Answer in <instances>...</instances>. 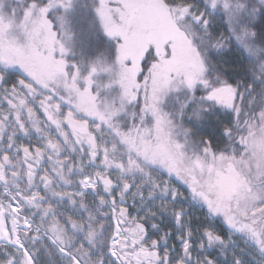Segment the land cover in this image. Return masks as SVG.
<instances>
[{"label": "snow or ice", "instance_id": "obj_1", "mask_svg": "<svg viewBox=\"0 0 264 264\" xmlns=\"http://www.w3.org/2000/svg\"><path fill=\"white\" fill-rule=\"evenodd\" d=\"M0 264H264V0H0Z\"/></svg>", "mask_w": 264, "mask_h": 264}, {"label": "rangeland", "instance_id": "obj_2", "mask_svg": "<svg viewBox=\"0 0 264 264\" xmlns=\"http://www.w3.org/2000/svg\"><path fill=\"white\" fill-rule=\"evenodd\" d=\"M228 55L226 56L225 59H230L231 58V53H227Z\"/></svg>", "mask_w": 264, "mask_h": 264}, {"label": "trees", "instance_id": "obj_3", "mask_svg": "<svg viewBox=\"0 0 264 264\" xmlns=\"http://www.w3.org/2000/svg\"><path fill=\"white\" fill-rule=\"evenodd\" d=\"M230 47H231V45H230ZM227 55H228V54L226 53L225 56H224V59L226 58Z\"/></svg>", "mask_w": 264, "mask_h": 264}]
</instances>
